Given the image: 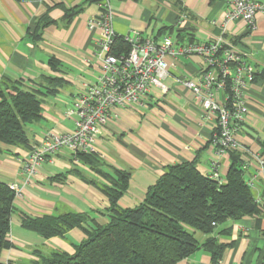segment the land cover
Here are the masks:
<instances>
[{"label":"crops","instance_id":"1","mask_svg":"<svg viewBox=\"0 0 264 264\" xmlns=\"http://www.w3.org/2000/svg\"><path fill=\"white\" fill-rule=\"evenodd\" d=\"M254 1L264 5V0ZM111 9L113 30L121 40L130 37L133 30L142 37L167 34L180 44L207 43L222 36L250 53L256 78L246 90L248 112L236 136L239 146L235 151L242 160L245 181L264 204V169L259 163L264 159V16L256 18L252 31H247L242 20H236L226 24L222 32L227 9L222 0H111ZM97 14L91 0H0V90L14 83L43 90L47 77L61 78L64 83L55 95L43 97L42 119L29 128L30 143L47 132L73 131L74 119L65 113L79 81H94L97 76L94 65L86 63L92 59L95 42L86 22ZM156 19L161 20L160 25ZM51 58L58 63V72L51 70ZM201 66L197 57L179 58L164 81L166 94L152 90L143 109L115 108L100 131L97 154L104 163L100 170L114 176L111 168H115L129 175L127 189L117 202L120 208L131 209L142 203L147 190L170 166L193 162L202 175L208 176L215 162L217 176L224 182L229 157L215 156L211 147L214 121L202 120L193 94L176 85V78H191ZM26 154V150L0 143L1 182L22 183ZM102 184L109 185L88 163L68 152L44 161L24 188L23 198L14 201L16 211L8 236L13 247L2 252L0 261L31 264L37 260L36 250L72 254L73 246L85 238L79 229L45 240L22 227L21 214L41 217L74 212L104 225L108 200L99 189ZM212 236L229 245L217 262L209 252L198 250L177 264H264V211L226 221ZM195 238L201 243L207 235L197 238L196 233Z\"/></svg>","mask_w":264,"mask_h":264},{"label":"trees","instance_id":"2","mask_svg":"<svg viewBox=\"0 0 264 264\" xmlns=\"http://www.w3.org/2000/svg\"><path fill=\"white\" fill-rule=\"evenodd\" d=\"M128 48L121 39L115 41V51L127 53ZM49 66L58 72L55 59L49 60ZM44 81L43 90L22 88L19 83L0 90V143L27 152L31 149L26 126L42 119L43 97L55 95L64 84L56 77ZM227 155L229 167L224 182L202 175L193 162L170 166L147 190L142 203L122 209L117 202L127 189L129 175L115 168H111L114 176L104 173L99 168L104 163L97 154H74L75 159L88 163L108 181L109 185L99 188L108 200V221L99 225L87 215L74 212L41 217L21 214L22 227L42 239L63 237L73 229L85 236L73 246L72 254L34 251L37 260L31 264H177L198 250L209 252L217 262L229 245L212 236L215 229L226 221L258 216L264 211V204L244 179L239 154L229 150ZM14 201L13 190L0 181V258L4 250L13 247L8 236L16 211ZM196 233L207 238L200 243Z\"/></svg>","mask_w":264,"mask_h":264},{"label":"built area","instance_id":"3","mask_svg":"<svg viewBox=\"0 0 264 264\" xmlns=\"http://www.w3.org/2000/svg\"><path fill=\"white\" fill-rule=\"evenodd\" d=\"M222 1L227 7L221 22L222 32L226 24L236 20H242L247 31H252L256 18L264 16V5L257 1ZM95 4L98 14L86 22L88 32L95 34L92 59L86 63L97 69L96 79L79 81L78 91L65 113V117L74 119L73 131L45 133L22 159V183L9 184L15 201L23 198L24 188L50 157L62 152L97 154L99 133L115 108L143 109L152 90L166 94L164 81L179 58L194 56L202 63L191 78H176V85L193 94L202 120L214 121L210 144L215 156L239 146L236 136L248 112L246 90L256 78L249 63L250 53L222 36L207 43L180 44L167 34L142 37L134 30L130 37L122 38L129 47L127 53L117 52L115 41L120 36L113 30L111 0H95ZM259 163L264 169V159ZM211 169L208 177L222 183L216 173L217 163H212Z\"/></svg>","mask_w":264,"mask_h":264},{"label":"rangeland","instance_id":"4","mask_svg":"<svg viewBox=\"0 0 264 264\" xmlns=\"http://www.w3.org/2000/svg\"><path fill=\"white\" fill-rule=\"evenodd\" d=\"M156 23L158 24V25H160L161 24V20H159V19H156ZM155 22V21H154ZM31 127V125H28V126H26V133H27V136L28 137H30V130H29V128ZM199 236H201V234L200 233H197V238H199Z\"/></svg>","mask_w":264,"mask_h":264}]
</instances>
